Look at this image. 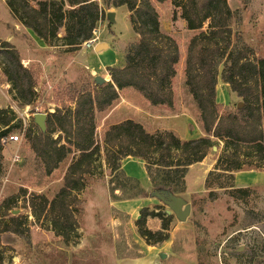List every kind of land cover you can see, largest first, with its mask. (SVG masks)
<instances>
[{
    "label": "trees",
    "instance_id": "trees-1",
    "mask_svg": "<svg viewBox=\"0 0 264 264\" xmlns=\"http://www.w3.org/2000/svg\"><path fill=\"white\" fill-rule=\"evenodd\" d=\"M6 1L15 19L49 46H63L67 51L79 49L93 37L108 12L121 6L128 8L139 40L126 49L123 66L109 67L111 81L96 83L93 90L79 93L75 106L57 107L48 113L46 131L36 123L30 126L26 139L42 159L47 175L57 170L70 154H74V159L63 187L52 199L21 187L0 204V245L2 234L9 232L30 241L28 215L11 212L21 198L41 227L53 231L69 246L79 245L83 237L79 220L81 195L88 187L89 176L95 175V164L102 167L103 150L110 169V190L116 200L149 195L139 180L123 170L122 162L128 156L145 161L153 188L175 194L186 191L189 168L203 161L219 142L224 144L223 151L209 173V186L215 181L226 187L225 177L234 179L237 171L264 169V58H258L249 46L234 41L230 27L232 11L227 0H103L102 4L98 0ZM163 3L180 9L187 29L197 31L188 40L182 60L186 85L201 112L207 135L182 140L171 131L150 133L143 124L128 119L108 128L102 148L96 139V111L107 110L119 98L120 90L131 87L153 105L173 107V83L182 52L174 36L162 28L157 4ZM63 29L65 34L61 35ZM0 45V68L12 86L15 100L24 106L34 104L38 96L36 74L23 64L11 42L0 39ZM219 76L241 97L242 107L220 109ZM16 121L14 110L0 108V186L4 176L3 140L14 129L23 127ZM233 192L243 194L248 189L235 188ZM150 218L160 219L161 228L150 229ZM173 219L172 214L157 205L144 207L135 223L146 243L157 246L170 238ZM117 246L120 257L141 256L127 255V244ZM4 259L0 254V264Z\"/></svg>",
    "mask_w": 264,
    "mask_h": 264
},
{
    "label": "rangeland",
    "instance_id": "rangeland-1",
    "mask_svg": "<svg viewBox=\"0 0 264 264\" xmlns=\"http://www.w3.org/2000/svg\"><path fill=\"white\" fill-rule=\"evenodd\" d=\"M227 1L232 11L230 27L234 41L249 46L258 58H264V0ZM157 9L161 14L163 30L174 36L182 52L181 62L177 66L178 74L173 83V107L153 105L131 87L120 90L119 98L107 110L96 111V139L102 148L104 134L108 128L128 119L143 124L150 133L171 131L182 140L207 135L203 128L201 112L186 85L182 60L188 40L197 31L187 29L186 22L181 18V10L171 3L157 4ZM109 12L115 14L111 17L107 14L98 25L99 42L107 36L112 37L104 58L98 56V42L89 51L82 46L73 51H67L63 46H50L46 53L36 57L39 60L28 64L25 61L27 49L24 37L28 38L29 35L15 28L14 21L9 22L11 10L8 4L0 0V19L3 17L2 20H5L4 27L0 25V37L6 40L13 34L16 45L11 43L19 51L23 64L36 74L38 92L34 104L21 105L15 100L11 92L12 86L0 68V108L14 110L17 114L15 124L21 122L23 125V130L18 128L11 132L20 135L21 141H8L5 145L0 204L10 195L17 193L21 187L27 188L29 192L43 193L52 199L63 186L68 170L65 165L72 163L74 154H70L55 172L47 175L42 159L34 153L26 134L35 123L36 113L48 114L54 112L57 107L75 106L74 99L79 93L93 90L95 84H99L95 82L97 76L105 79L100 84L111 81L109 67H103L107 62L105 57L122 58L117 66L125 64L126 49L139 40V35L132 27L126 6ZM60 34L64 35L65 30ZM37 40L29 42L35 43ZM37 48L41 50L42 47ZM222 68L221 66L220 72ZM217 102L222 111L236 110L244 105L241 97L221 76L218 77L217 83ZM183 109L192 117L189 120L190 138L185 139V123L188 119L171 117ZM175 127L179 128L181 135L174 131ZM223 146V142H219L216 150H209L205 161H201L203 163L189 169L186 186L190 195L186 197L187 203L192 207L191 214L186 221H181L173 214L169 239L173 253L167 261L159 258L158 264H264V169L237 171L234 173V179L225 177L226 187H220L212 177L214 184L209 186V173L214 170ZM101 162L102 167L100 163L95 164V175L89 176L88 188L81 195L82 211L79 220L83 237L80 244L69 246L53 231L41 227L31 208L21 198L11 212L28 215L30 241L10 232L2 234L0 254H3L5 259L1 264H116L115 245L111 239L109 223L106 222L109 218L110 223L117 226L114 218L107 216L105 190L108 184L105 180L107 176L110 180V169L105 161L104 150ZM123 168L126 174L136 176L132 177L139 180L142 186L148 183L141 159L127 162ZM59 180H62L61 186ZM235 188H247L248 192L234 193ZM148 204L149 202H145L144 205ZM159 206L165 211L171 210V207L163 202ZM114 217H117L115 219L119 222L116 228L119 245L125 247L127 244V255L137 254L141 238L144 241L145 239L138 232L136 219L134 224H131L130 216L116 214Z\"/></svg>",
    "mask_w": 264,
    "mask_h": 264
},
{
    "label": "crops",
    "instance_id": "crops-1",
    "mask_svg": "<svg viewBox=\"0 0 264 264\" xmlns=\"http://www.w3.org/2000/svg\"><path fill=\"white\" fill-rule=\"evenodd\" d=\"M1 1L3 3L7 4L6 0H1ZM98 1L101 4L103 3V0H98ZM109 13L110 12H108V15H109ZM113 14H115V13H113ZM2 19H3V17L0 19V25H2L4 27V22L3 21H5V20H2ZM10 21H14V27L15 28L21 29L20 31L22 33H26V34L29 35L28 38L24 37L25 46H26V49H27V55H26V60L25 61H27L28 64H30L33 61L39 60V59H36V57L46 53L45 51L47 49H49L50 46H48L43 41V39H41L39 36H37L32 29L25 27L21 22H19L17 19H15V17L13 16L12 13H11V19L9 20V22ZM9 22H6V24L9 23ZM167 30H169V29H167ZM113 35H115V34H113ZM34 39H38L37 42H35V43L29 42V40H33L34 41ZM2 40L14 43L13 34H10V37L8 39H6V40L2 39ZM110 40H112V37L111 36L110 37L107 36V37L104 38L103 41L98 43L96 49H98L99 46L102 45V44H107L106 48H101L100 50L98 49L99 50V53H98L99 57L104 58L103 55L106 52L105 50L108 49L110 47V45H111L110 42H109ZM37 47H42V48H41V50H39V48H37ZM24 49H25V47H24ZM29 55H32L33 57H29ZM105 60L107 62L105 64H103V67L104 68H108V67H112V66H117L119 60H122V58L121 59H118V58L108 59V57H105ZM99 67H101V66H99ZM171 117L181 118V119H183V117H186L188 119V122L185 123V126H186L187 129L184 132L183 139L190 138V137H188V136H190L189 134H190V131H191V128L189 127V124H190L189 120L192 117L189 115V113H186L185 109H183V111L178 112L174 116H171ZM196 125H197V123H196ZM197 127H198V125H197ZM174 131H176L177 133H179V135H181L178 127H175ZM4 155H6V150L4 151ZM135 159H137V158L132 157V156H128L127 158H125L123 160L122 167L127 162H133ZM141 160H142V163L144 165V169H145L144 171L147 174L148 183L144 185V188L147 191H149L148 197L136 198V199H127V200H123V199L122 200H116V199L113 198L112 192L110 190L109 177L108 176L106 177L105 181L108 184V186H106V190H105V194L107 196V197H105V199H106V207H107V211H108L107 216L109 217L111 215L114 218V222H116L117 226H118L119 222L115 219L117 217H114L116 214H118L116 211L122 213L125 216L126 215L130 216L131 224H134L133 221L135 219L137 220L139 218L140 212H141V210L144 207H152L153 208L154 206L159 205V204H161L163 202V203L167 204L169 207H171V210H167V211L173 215V214H175V209L173 207V203L174 202H181L183 204L184 208H186V206L189 205V203H187L188 201H187V197H186V195H190L188 186H187V189H186L185 192L176 193V194L175 193L166 192V191H161V190L153 188L152 185H151V181L149 179L147 170L145 168V161L143 159H141ZM201 163H203V162H199V163H196V164H201ZM70 164L71 163H67L65 165V168L69 167ZM196 164H193L189 169L194 167ZM123 170H124V168H123ZM127 175L130 176V177L134 176V175L129 174V173H127ZM109 176H110V174H109ZM134 177H136V176H134ZM59 182H60L59 186H61L62 180H59ZM106 183H105V185H106ZM186 183H187V181H186ZM62 187H60V189ZM117 194H119V191H117ZM145 202H149V204L145 206L144 205ZM189 206L191 207V205H189ZM191 210H192V207H191ZM190 214H191V212H190ZM107 219H108V221L106 220V222L109 223V228H110V231H111V239L114 241V245H115L116 264H158L159 258H163L162 260H164V261H167V259L171 258V256H172L171 253H173V252H172V248L170 247V245H171L170 244L171 240H169L170 238L168 239L169 241L167 240V242L165 241V243H163L161 245H157V246L148 245L141 238V240H142L141 244L142 245L140 244L139 250L137 251V253L141 254V256H139V257L138 256L137 257L136 256H134V257H124L125 256L124 255V256L120 257L119 256V248L117 246L118 245V239H119V236H118V233H117V229H116L117 226H115V224L112 225L110 223V221H109V218H107ZM148 226H149L150 229L158 230V229L161 228V221L159 219H157V218H151L148 221Z\"/></svg>",
    "mask_w": 264,
    "mask_h": 264
},
{
    "label": "water",
    "instance_id": "water-1",
    "mask_svg": "<svg viewBox=\"0 0 264 264\" xmlns=\"http://www.w3.org/2000/svg\"><path fill=\"white\" fill-rule=\"evenodd\" d=\"M113 15L112 12L109 13V16L111 17ZM107 47V44H102L99 46V50L101 48H106ZM104 78L100 77V76H97L96 77V81L99 82V83H103L104 82ZM240 106L242 104H239ZM47 116L48 114L47 113H44V112H38L34 115V119H35V123L40 127V129L42 131H46L47 129ZM217 147L215 146L214 147V150H216ZM173 207L175 209V214L176 216L181 220V221H186L188 219V216L190 215V212H191V207L188 205L186 206V208L183 207V204L181 202H174L173 203Z\"/></svg>",
    "mask_w": 264,
    "mask_h": 264
},
{
    "label": "built area",
    "instance_id": "built-area-1",
    "mask_svg": "<svg viewBox=\"0 0 264 264\" xmlns=\"http://www.w3.org/2000/svg\"><path fill=\"white\" fill-rule=\"evenodd\" d=\"M99 42V30L96 29L94 31V35L91 39L85 41L83 44H82V47L83 49H85L86 51H89L93 46L97 45V43ZM8 141H13V142H16V141H21V138H20V135H14V134H11L8 138H5L3 140L4 144L7 145L8 144Z\"/></svg>",
    "mask_w": 264,
    "mask_h": 264
}]
</instances>
